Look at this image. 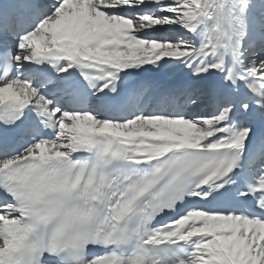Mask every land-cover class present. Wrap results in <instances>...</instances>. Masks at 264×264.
I'll return each instance as SVG.
<instances>
[{
  "label": "snow or ice",
  "instance_id": "6c2138e0",
  "mask_svg": "<svg viewBox=\"0 0 264 264\" xmlns=\"http://www.w3.org/2000/svg\"><path fill=\"white\" fill-rule=\"evenodd\" d=\"M0 264H264V0H0Z\"/></svg>",
  "mask_w": 264,
  "mask_h": 264
}]
</instances>
